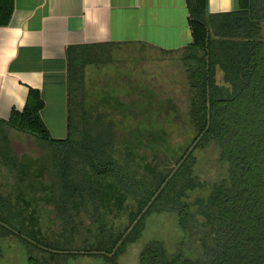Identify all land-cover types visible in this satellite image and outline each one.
<instances>
[{
  "label": "trees",
  "instance_id": "1",
  "mask_svg": "<svg viewBox=\"0 0 264 264\" xmlns=\"http://www.w3.org/2000/svg\"><path fill=\"white\" fill-rule=\"evenodd\" d=\"M183 1L190 43L182 59L191 97L182 123L174 121L168 103L149 90L142 94L131 80L119 83L120 74L104 75L102 80L108 83L98 92V63H105L102 55H89L93 46L67 47L66 138H50L39 117L43 107L39 92L27 88L22 109H11L8 118L0 120V143L10 153L8 129L43 142L47 155L41 161L44 169L36 176L46 172L49 178L45 189L60 218L63 244L73 234L70 211L89 204L97 218L123 215L125 225L119 231L98 226L99 239L92 247L110 264L108 256L114 251L116 260L124 246L138 238L142 221L151 213H173L180 228L197 215L205 228L202 250L190 260L178 252L167 254L161 242L149 240L139 250L136 264H264V44L260 35L264 0H236V9L215 14L208 13L206 0ZM12 9L13 0H0V27L8 24ZM86 68L91 76L84 78ZM216 69L226 88L216 87ZM87 79H91L90 92L83 89ZM128 83L130 90L125 87ZM137 91L144 98L139 103L123 104L116 98ZM92 99L95 106L88 112L85 108ZM116 111L120 119L112 121L110 112ZM206 145L216 149L217 160L226 168V176L209 186L193 173L192 152ZM117 153L126 163L116 160ZM0 159L11 168L1 154ZM135 159V169L129 170L127 162ZM192 194L196 196L189 201ZM23 206L27 211V204ZM19 216L17 208L0 195V237L14 235L29 248L52 256L78 255L51 253L67 250L42 241L34 219Z\"/></svg>",
  "mask_w": 264,
  "mask_h": 264
},
{
  "label": "crops",
  "instance_id": "2",
  "mask_svg": "<svg viewBox=\"0 0 264 264\" xmlns=\"http://www.w3.org/2000/svg\"><path fill=\"white\" fill-rule=\"evenodd\" d=\"M206 8L210 14L231 12L236 0H206ZM186 17L183 0H13L8 24L0 27V120L5 121L11 109H22L27 88L36 89L43 103L39 117L50 138L65 139L67 47L93 46L98 57L102 55L105 63H98L97 84L101 93L100 86L108 83L103 76H114L112 65L128 64L126 47L143 54L137 66L149 62L152 52H183L190 43ZM260 35L264 44L262 25ZM129 66L133 70L134 64ZM89 71L83 69L84 78L91 76ZM134 75L120 74L119 83H138ZM85 81L84 92H90L91 79ZM129 97L116 95L118 101ZM101 100L98 97V103Z\"/></svg>",
  "mask_w": 264,
  "mask_h": 264
},
{
  "label": "rangeland",
  "instance_id": "3",
  "mask_svg": "<svg viewBox=\"0 0 264 264\" xmlns=\"http://www.w3.org/2000/svg\"><path fill=\"white\" fill-rule=\"evenodd\" d=\"M123 50H125V55L122 52L118 55L127 56L124 59H127L128 64L126 66L112 65L115 66L112 68L114 75L133 72L135 75L131 76L132 79L139 83H134V87L140 86L142 94L145 93V89L149 90V94L162 102H167V109L173 112L174 121L182 123L185 120L184 115L189 108L191 97L184 73L183 52L167 54L152 52L147 58L149 62H145L143 66H137L138 58L143 55L141 51L135 47H126ZM89 55H98V52L92 50ZM129 64H134L133 70L130 69ZM214 83L219 88L227 87L223 83L221 72L218 69L215 70ZM125 87L130 90L129 88L132 86L128 83ZM140 91H137V94L132 93L129 98H121L120 102L136 104L143 101L144 98ZM93 104H95L94 100L92 104L88 103L85 108L83 103V108L90 112ZM109 117L112 118V121L120 119L117 111L114 115L110 112ZM73 127L74 120L72 119L71 133L74 131ZM2 136L4 137V134ZM5 136L10 153L0 143V146L3 147L0 148V154L3 156V161L6 160L7 165L11 168L5 166L0 159V195L7 200L12 208H17L20 212L19 217L28 219L29 217L26 216H30V219H34L33 221L40 232L38 236L42 241L67 250V252L50 251L51 253L78 255L74 258L52 256L29 248L14 235H7L0 237V264H110L103 257L98 256L92 247L99 239L98 226L103 225L104 229L110 228L114 232L119 231L120 227L125 225L123 215L117 216L116 219L111 216L97 218L89 204L77 209V212L72 210L69 217L72 219L73 234L70 233V241L63 244L64 239L62 235L60 236L62 232L60 218L53 206L48 203V191L45 189L50 185L49 178L46 172L42 173V177L36 176L38 170L42 172L44 169L41 161L47 155L43 142L19 131H8ZM192 154L195 158L193 173L207 186L226 176L225 165L217 160V151L214 147L206 145L201 149H194ZM116 160L120 162L124 159L117 153ZM124 161L126 163V160ZM136 161L135 159L131 164L127 162L129 170L135 169ZM22 173H24L23 179L21 178ZM195 196L196 194H192L189 201H192ZM23 203L27 204V211H23ZM191 211L195 212V209L191 208ZM29 212L33 213L29 215ZM200 221L201 219L195 215L192 222L186 223L184 228H180L173 213H151L142 221L138 238L133 243L125 245L114 262L115 264H136L139 250L149 240L161 242L167 254L178 252L182 257L193 260L202 250L201 238L205 228H201ZM100 254L102 255V253Z\"/></svg>",
  "mask_w": 264,
  "mask_h": 264
},
{
  "label": "water",
  "instance_id": "4",
  "mask_svg": "<svg viewBox=\"0 0 264 264\" xmlns=\"http://www.w3.org/2000/svg\"><path fill=\"white\" fill-rule=\"evenodd\" d=\"M191 150V149H190ZM189 150V151H190ZM189 153V152H188ZM143 214V213H142ZM140 218V217H139ZM138 218V219H139ZM137 219V220H138ZM137 220L134 222V224L131 226V228L129 229V231H128V233L133 229V227L135 226V224L137 223ZM128 233L124 236V238L128 235ZM124 238L119 242V244L116 246V248L115 249H117V247L123 242V240H124ZM113 253H114V251L112 252V254H111V256L109 257V259H110V261H111V263L112 264H115V262H114V258H113Z\"/></svg>",
  "mask_w": 264,
  "mask_h": 264
}]
</instances>
